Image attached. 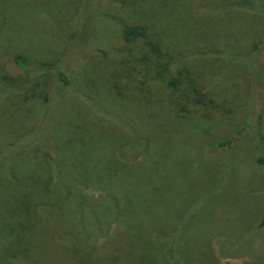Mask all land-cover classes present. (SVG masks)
I'll use <instances>...</instances> for the list:
<instances>
[{
  "label": "rangeland",
  "instance_id": "374dc122",
  "mask_svg": "<svg viewBox=\"0 0 264 264\" xmlns=\"http://www.w3.org/2000/svg\"><path fill=\"white\" fill-rule=\"evenodd\" d=\"M48 133L75 188L149 225L135 242L79 214L94 255L133 264L130 240L150 252L162 232L168 264H264V0H0V264H91L46 243L67 203L21 220V198L58 199L34 144Z\"/></svg>",
  "mask_w": 264,
  "mask_h": 264
},
{
  "label": "trees",
  "instance_id": "16d2710c",
  "mask_svg": "<svg viewBox=\"0 0 264 264\" xmlns=\"http://www.w3.org/2000/svg\"><path fill=\"white\" fill-rule=\"evenodd\" d=\"M140 34L141 32L137 30L136 28L126 27L124 29V35L126 39H130L131 37H139ZM157 58L159 57H154L153 59H157ZM13 59L16 63L20 65H24L25 63L22 57L20 58L18 56H15L13 57ZM153 61H157V60H152L151 62L149 61L148 69L151 68L150 66L153 63ZM57 83H58L57 84L58 93L62 92L63 89H65L69 85V79L63 69L57 70ZM209 98L210 99H208V96L202 94L200 96L199 102H203L204 104H206L209 101L213 103V98L211 97ZM49 137L50 135L48 133L47 135L43 136L42 138L34 142V144H36L37 146H40L41 151H43L47 159H49L48 161L49 164L44 165V168H42L44 169L43 171L45 173L41 171L42 176L40 180L46 182L44 184L45 191L53 197L57 196L58 199L57 201L46 200V199H50V198H46L48 197L46 196L47 194H42V196L34 195V197L30 199H26V197L21 198V220L22 221L27 220L28 222L31 221L32 223H35V221H39V222L47 221L49 220L50 216L52 215L57 216L58 214L62 213L65 210L64 207H65V204L67 203L68 207L66 208L67 214L65 218L58 220L56 217L54 219V222H57V228H54L55 235H52V238L45 237L47 238L46 243L48 244V242H51V244L54 243L58 247H64L68 252L67 255L69 254L71 257H72L71 253H74L73 251L78 252L77 250H79L81 253H78V255L75 257V259L78 262L87 261L88 263L93 264L92 263L94 261L93 259H95L96 261L98 259L103 264H112L111 262V260L113 261L112 256L107 257V255L105 256L94 255L91 252V250L88 249L89 239H93V237L81 231V224H80L81 215L79 214H83L87 220L88 225L94 224L97 230L101 228L103 223H105L104 219H107L106 222L109 221V218L117 219L116 223L119 224L117 228L121 231L126 232L127 238L135 242L139 235L129 236L128 230L138 229L136 225H141L143 227V229L141 230H144V232L148 234L149 225H146V220L144 221L143 218H140V219L130 218L122 210H119L114 196H111L110 194H108V196L97 198L96 201H91L88 199V197L84 193H82L79 189L75 188V186L73 185L69 177L67 170H65L64 167L61 165L62 157L56 151L53 152L49 148V141H50ZM137 141L132 143L131 146L133 145L135 146ZM225 143L227 142H224V141L220 142L221 145ZM31 144L33 143L31 142ZM96 174L100 175L101 172L96 173V172L90 171L89 177L91 178V180L97 181L100 179V177H97ZM45 176L47 177V179L44 178ZM36 185L37 184L35 182L32 187L34 188L36 187ZM120 199L122 201V204L129 203L128 201L123 200L122 198ZM141 201H142L141 202L142 204L146 205V201L144 200H141ZM139 209L144 211L143 208H139ZM73 218L75 219V221L72 225L65 226L63 224L65 221L67 222L68 219L73 220ZM149 218L150 219H148L147 217L149 221L151 222L154 221L155 223L157 222L158 223L157 228L160 231H163L161 229L162 225L160 224V220H158L154 216V214L152 216H149ZM62 220H64L63 223H62ZM143 223H145V225H143ZM262 224H264V218L262 220ZM21 225L26 226V224H21ZM161 233L162 232L157 233L158 238L156 239V243L151 242L149 240L150 234L148 236H145L150 252H146V251L145 253L139 252L136 248L138 244H136L135 242L132 243V241L130 240L131 242L130 246L132 247V250H135L139 253V255H136L138 257L137 261H134L133 264H162V262H165L166 264H168L170 259H169V256H165V255L170 254L172 252V249L170 248L165 249L163 241H162V238H164V235ZM65 237H67L68 240L70 241L72 249L71 248L69 249V247L67 249V247L65 246L63 242H61L62 244L59 243L60 240L62 241L63 239H67ZM27 243L33 244V245L41 244L38 241L27 242ZM155 247L160 252V254H157L156 256L153 254V250L155 249ZM173 250H174V247H173ZM158 256L160 258H158ZM163 256L165 257L167 262L165 261ZM122 259L123 258H119V262H118L116 258V264L123 261Z\"/></svg>",
  "mask_w": 264,
  "mask_h": 264
}]
</instances>
